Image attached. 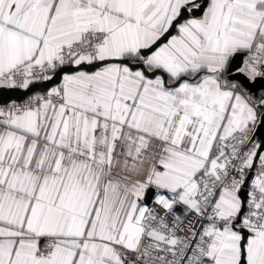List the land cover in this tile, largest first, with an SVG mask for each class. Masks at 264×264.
<instances>
[{"label":"snow or ice","instance_id":"obj_1","mask_svg":"<svg viewBox=\"0 0 264 264\" xmlns=\"http://www.w3.org/2000/svg\"><path fill=\"white\" fill-rule=\"evenodd\" d=\"M0 264H264V0H0Z\"/></svg>","mask_w":264,"mask_h":264}]
</instances>
